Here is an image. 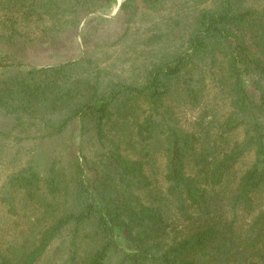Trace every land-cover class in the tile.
Wrapping results in <instances>:
<instances>
[{
  "label": "trees",
  "instance_id": "obj_1",
  "mask_svg": "<svg viewBox=\"0 0 264 264\" xmlns=\"http://www.w3.org/2000/svg\"><path fill=\"white\" fill-rule=\"evenodd\" d=\"M118 1L65 0L74 15ZM165 1L124 0L121 10L134 17L138 2L155 10ZM192 29L181 53L150 64L137 82L107 77L86 58L27 67L0 81V110L38 120L43 138L64 137L76 125L103 156L101 163L75 156L68 171L52 167L46 179L32 166L9 177L4 200L11 212L20 192L40 200L42 184L54 203L32 246L13 255L0 247V264H40L63 237L71 250L63 264H264V209L256 202L264 192V10L219 0L197 14ZM208 63L223 69L231 97L223 133L246 129L243 142L221 155L180 129L166 105L181 87L198 107L200 67ZM7 67L0 61V70ZM56 114V122L48 119ZM156 145L166 158L165 189L147 169ZM252 151L254 163L230 189L236 165ZM189 162L195 175L188 174ZM62 192L64 208L56 205ZM169 212L188 225L186 232L171 236ZM87 227L96 247L80 260Z\"/></svg>",
  "mask_w": 264,
  "mask_h": 264
},
{
  "label": "rangeland",
  "instance_id": "obj_2",
  "mask_svg": "<svg viewBox=\"0 0 264 264\" xmlns=\"http://www.w3.org/2000/svg\"><path fill=\"white\" fill-rule=\"evenodd\" d=\"M123 1L109 6L99 2L92 13L81 11L74 15L65 0H0V61L8 65L0 70V81L27 67L86 58L93 60L107 77L119 76L137 82L150 64L181 53L193 30L194 18L204 9L215 8L219 0H166L155 10L138 2L134 17L121 10ZM245 1L253 8L264 10V0ZM211 67L209 63L200 67L204 82L198 107L184 96L181 87L173 92L166 105L180 129L199 135L203 148L221 155L243 142L246 129L243 126L229 134L223 133V124L232 114L231 97L223 69L218 64ZM140 108V113L146 109L144 105ZM60 116L56 114L48 119L56 122ZM42 135L38 120L27 116L18 120L14 114L0 110V247L6 255L32 246L36 234L51 219L46 214L50 210L48 207L47 211L48 204L54 203L42 184L40 200L31 201L20 192L15 212H11L4 200L11 175L32 166L46 179L52 167L68 171L75 156L93 162L103 160L100 145L93 138H81L76 125L64 137ZM158 147L150 149L152 160L147 169L152 178L155 173L159 187L165 189L166 158ZM254 161V151L241 159L227 182L230 189L235 186L233 179L239 178ZM188 174L195 175L191 162ZM56 198V205L64 208L66 193ZM256 202L264 209V192L256 196ZM169 213L171 236L186 232L188 225ZM95 247L87 227L79 239V259L86 260ZM70 251V240L63 237L40 264H63L69 259Z\"/></svg>",
  "mask_w": 264,
  "mask_h": 264
}]
</instances>
